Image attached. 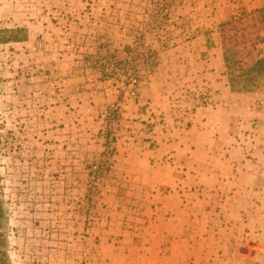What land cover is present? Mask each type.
Returning <instances> with one entry per match:
<instances>
[{"label":"rangeland","instance_id":"rangeland-1","mask_svg":"<svg viewBox=\"0 0 264 264\" xmlns=\"http://www.w3.org/2000/svg\"><path fill=\"white\" fill-rule=\"evenodd\" d=\"M262 40L264 0H0V264H264Z\"/></svg>","mask_w":264,"mask_h":264},{"label":"crops","instance_id":"crops-1","mask_svg":"<svg viewBox=\"0 0 264 264\" xmlns=\"http://www.w3.org/2000/svg\"><path fill=\"white\" fill-rule=\"evenodd\" d=\"M118 53H119L120 57L123 58V59H125L130 54L129 52H127L125 50H121ZM57 68H58V64H57ZM71 70L72 69L69 70V76H70V78H68L66 80L67 83H66V86L64 87L65 90H66V94H67V98L65 97L66 98L65 99L66 102L63 103L64 101H62L61 98H58V100L56 101V106L53 108V110L55 111V114L57 116H62L63 115L66 118H69V116H71V115L74 114V111H75L74 109L75 108H79L80 110H83V112L85 110L86 111L87 110L89 111V110L93 109V107H92L93 104L91 103L92 100L89 99V98H87V97L90 96L89 89H91V88L88 87L89 84H85V85L81 86V89L79 91V95H80L79 96V101L80 102L77 101L76 104H74V97H75V91L77 90V86H75V84H74V79H73L74 76L72 75ZM158 73H161V69L160 68H159V72ZM158 73L157 72L156 73L154 72L152 74L154 76H151L150 77V80L155 79L156 76L158 75ZM93 74L95 75L96 73L93 72ZM88 81L89 82H92V85L95 86V88H99V90L98 91H94V93H98V95L101 96L100 99L99 98L97 99V100H99V102L98 103H95L94 104V107H96L97 104H98L97 107L103 108V104H105L104 108H111L113 106V104L112 105L110 104V97H109V94H111L110 93L111 86L108 84V82L103 81V79H98L97 75H95V78H93L92 81H90L89 79H88ZM111 92H115V91L114 90L113 91L111 90ZM148 92H150V93H148ZM120 95L121 94L118 95L119 100L121 98ZM143 96H146V97L143 98ZM68 97H69V99H68ZM141 97H142V102H144V101L147 100L146 103L149 106H151L152 103H154V101L159 100L158 99L159 97L163 98L164 95L162 93V90H160L159 88L153 89V82H148L146 84V86H143V89H141L140 98ZM86 98L89 99V101H87ZM70 100H71L72 103H70ZM116 104H117V97H116ZM119 104L120 103H118V105ZM82 116H84V115H82ZM101 116L104 118V115H101ZM123 116H126V114L124 113ZM86 118H88V117H86ZM56 132H58V128L56 129ZM127 149L128 148H124L125 152L123 154L124 155H127V157H129V160H132V158L130 157L131 153L127 152ZM159 180H161V181L158 182L159 185H163L165 183L163 181V179H159Z\"/></svg>","mask_w":264,"mask_h":264},{"label":"trees","instance_id":"trees-1","mask_svg":"<svg viewBox=\"0 0 264 264\" xmlns=\"http://www.w3.org/2000/svg\"><path fill=\"white\" fill-rule=\"evenodd\" d=\"M258 45L259 47L254 46L257 54L253 66L248 72V82H253L256 75L264 73V41L258 42Z\"/></svg>","mask_w":264,"mask_h":264},{"label":"built area","instance_id":"built-area-1","mask_svg":"<svg viewBox=\"0 0 264 264\" xmlns=\"http://www.w3.org/2000/svg\"><path fill=\"white\" fill-rule=\"evenodd\" d=\"M113 65V62H111V66ZM109 69L107 68V67H105L104 69H103V71L104 72H107ZM134 95V90H130L129 91V96H133Z\"/></svg>","mask_w":264,"mask_h":264}]
</instances>
